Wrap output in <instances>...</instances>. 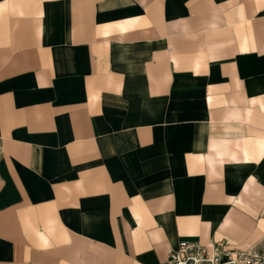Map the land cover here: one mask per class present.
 I'll return each mask as SVG.
<instances>
[{
  "label": "crops",
  "instance_id": "1",
  "mask_svg": "<svg viewBox=\"0 0 264 264\" xmlns=\"http://www.w3.org/2000/svg\"><path fill=\"white\" fill-rule=\"evenodd\" d=\"M264 255V0H0V264Z\"/></svg>",
  "mask_w": 264,
  "mask_h": 264
},
{
  "label": "built area",
  "instance_id": "2",
  "mask_svg": "<svg viewBox=\"0 0 264 264\" xmlns=\"http://www.w3.org/2000/svg\"><path fill=\"white\" fill-rule=\"evenodd\" d=\"M165 264H264V255L253 250H227L221 243L202 246L198 242H181Z\"/></svg>",
  "mask_w": 264,
  "mask_h": 264
}]
</instances>
